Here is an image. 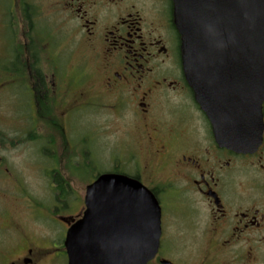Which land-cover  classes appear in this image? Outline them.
Returning a JSON list of instances; mask_svg holds the SVG:
<instances>
[{
    "label": "flooded vegetation",
    "instance_id": "1",
    "mask_svg": "<svg viewBox=\"0 0 264 264\" xmlns=\"http://www.w3.org/2000/svg\"><path fill=\"white\" fill-rule=\"evenodd\" d=\"M2 2L0 118L10 133L35 132L33 161L54 183L58 202L74 193L70 176L99 159L87 116L100 110L112 152L102 161L107 170L89 184L117 173L155 195L160 245L147 264H264V133L250 153L217 143L185 75L173 1ZM77 53L98 75L66 74L76 71ZM1 133L0 176H7ZM58 216L66 227L54 242L68 262L72 218ZM33 262L21 256L10 263Z\"/></svg>",
    "mask_w": 264,
    "mask_h": 264
},
{
    "label": "water",
    "instance_id": "2",
    "mask_svg": "<svg viewBox=\"0 0 264 264\" xmlns=\"http://www.w3.org/2000/svg\"><path fill=\"white\" fill-rule=\"evenodd\" d=\"M172 1L185 75L217 143L256 151L264 133V0ZM160 236L152 191L103 173L87 186L85 210L67 230V264H147Z\"/></svg>",
    "mask_w": 264,
    "mask_h": 264
},
{
    "label": "rangeland",
    "instance_id": "3",
    "mask_svg": "<svg viewBox=\"0 0 264 264\" xmlns=\"http://www.w3.org/2000/svg\"><path fill=\"white\" fill-rule=\"evenodd\" d=\"M2 1L0 13L4 10ZM81 56L80 53L75 56L76 71L66 68V74L71 72L74 78L81 77L80 74L98 75L97 70L90 66L83 68ZM2 80H5L4 75H0ZM89 114L87 123L97 128L95 151L100 160L92 158L86 172L76 171L70 176L74 193L63 198V202L55 198L54 183L42 175L40 167L33 161L37 157L31 141L35 132L31 136L21 133L19 129L10 133L4 128L6 118H0L1 135L6 147H9L2 151V155L4 164L11 169L7 176H0V264H11L21 256L33 258V264H67V257L57 252L62 247L54 242L66 227L64 222L58 220V215L72 218L71 223L82 216L87 185L97 173L107 170L102 161L112 152V149L105 147V136H102L105 113L98 110ZM9 225L12 227L7 228ZM29 248L34 251L32 255L28 252Z\"/></svg>",
    "mask_w": 264,
    "mask_h": 264
}]
</instances>
